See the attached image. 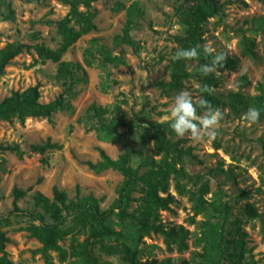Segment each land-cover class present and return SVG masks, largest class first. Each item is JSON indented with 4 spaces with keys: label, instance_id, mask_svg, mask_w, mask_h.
I'll use <instances>...</instances> for the list:
<instances>
[{
    "label": "rangeland",
    "instance_id": "obj_1",
    "mask_svg": "<svg viewBox=\"0 0 264 264\" xmlns=\"http://www.w3.org/2000/svg\"><path fill=\"white\" fill-rule=\"evenodd\" d=\"M215 1L221 5L220 13L204 25L199 45L202 49L204 46L214 49L213 55L223 52L226 58L233 56L238 67L233 72L217 69L214 73L219 76V86L213 87L212 92L221 101H226L230 93L254 98L259 94L257 86L264 80V42L261 36L249 34L254 37L261 58L255 63L242 54L239 31L264 19V0ZM79 10L85 12L86 9L80 6ZM68 11L69 7L58 0H0V48L17 41L57 50L62 42L57 22L64 19ZM89 12L93 14L94 29L79 36L61 56V61L80 63L86 72L85 81L74 88L71 109L54 113L50 120L26 119L24 124L0 122V147L18 146L24 152L21 159L12 152H0V229L9 239L5 251L11 264H45L41 255L34 253L40 244L27 231L31 224L38 223L24 214L40 213L46 222H50L43 210L34 204L35 193L52 200V190L56 187L65 192L69 200H74L78 188L80 196L92 195L99 199L102 210L116 199L115 191L122 176L113 170L96 174L83 164L99 160L97 148L103 149L112 159L123 152L121 140L111 142L102 134L86 131L78 123L91 104L111 111L120 106L126 120L138 113L150 121L162 123L171 120L174 98L181 91H188L194 103L201 98L203 82L195 62L186 63L190 76L179 92L166 97L151 84L154 80H168L170 61L178 49L174 38L185 35L171 0H99L91 4ZM129 13L138 25L132 32L136 49L114 45V38L122 34ZM70 26L78 29L74 22ZM99 46L109 48L112 55H122L126 66L101 68ZM87 49L95 55L91 66L83 63ZM56 73L57 63L40 59L34 50L20 54L0 76V102L13 91L35 85H39L40 103L54 100L62 92ZM242 77L245 80H241ZM219 109L223 119L214 140L202 136L199 141H194L188 135L178 137L176 134L172 138L173 141L183 140L181 146L191 150L192 156L185 160L186 177L182 183L191 192L206 182L211 192L220 190L222 200H228L232 209L230 221H241V233L245 235L242 238L243 264H264V156L260 145V141H264V120L260 118L257 123L249 124L242 118L247 110L235 114L228 106ZM203 112L197 115H203ZM118 130L124 131L123 128ZM47 141L60 145V150H47L43 154L31 150ZM129 142L131 166L141 175L147 169L145 159H158V156L154 154L152 143L142 137L140 127L133 130ZM215 144L219 145L218 149ZM42 159H46L47 164L42 163ZM15 188L25 192L17 202L18 211L13 205ZM168 193L173 196L174 203L169 211L160 212L161 221L194 231V226L188 222L192 216L188 197L176 193L172 180ZM139 195L135 192L132 196L137 198ZM210 197L211 194L206 199ZM246 204L253 205L258 218L250 219L244 213ZM135 206L132 203L130 210ZM199 220L201 217L196 218ZM227 229L232 230L233 225H228ZM76 238L81 241L83 236L76 235ZM60 244L68 249L69 237ZM188 246L183 253L169 252L162 236L151 234L143 239L144 253L140 259L172 258L180 263L189 260L191 251H199L193 246L191 237ZM96 254L109 264H127L119 255L107 256L98 251ZM51 256L49 264H72L73 261L69 257L61 263L55 253Z\"/></svg>",
    "mask_w": 264,
    "mask_h": 264
},
{
    "label": "trees",
    "instance_id": "obj_2",
    "mask_svg": "<svg viewBox=\"0 0 264 264\" xmlns=\"http://www.w3.org/2000/svg\"><path fill=\"white\" fill-rule=\"evenodd\" d=\"M29 2L32 0H28ZM69 7L67 16L57 22V29L62 37V42L57 50H51L44 45L30 46L17 41L6 43L0 48V76L5 73L6 67L20 54L34 50L42 60L57 63L56 81L60 84L62 92L48 103H40L39 85L29 87L23 91H13L8 97L0 102V122L17 121L24 124L26 119H47L59 111L71 109L70 100L75 94L74 88L86 79V72L78 62L61 61V56L67 51L79 36L94 29L93 14L89 12L91 4L99 0H58ZM174 3V14L178 22L185 28L183 37H175L178 49H188L199 45L203 33V27L219 15L221 5L215 0H171ZM85 12H81L79 7ZM12 13V12H11ZM74 22L78 29L71 27ZM138 27L133 15L128 14L121 35L114 38V45H123L137 48L132 32ZM261 36L264 42V19H258L252 27L245 31H239V45L244 56L258 63L261 61L256 51L254 37ZM176 51V52H177ZM198 60L170 61L168 80H154L152 86L168 97L183 89L184 82L190 74L186 69L187 62H195L200 66L210 63L213 54L205 55L200 47ZM97 52L100 56V66L105 69L108 66H126L122 55H112L110 49L99 46ZM176 54V53H175ZM95 55L90 49L84 53L83 63L91 66ZM238 67L236 58L227 57L225 62L217 69L224 68L227 71H235ZM202 76V75H201ZM215 73L202 76L203 86L211 89L219 86L220 79ZM245 80L244 77L240 78ZM259 94L251 99H246L240 93H230L226 101H221L213 92L211 95L203 94L215 108L228 106L230 110L238 114L242 110L255 107L260 110V118L264 120V80L257 86ZM197 113L204 110L197 108ZM84 117L78 119L86 131L97 132L104 135L111 142L121 140L123 152L115 159L110 158L104 150L97 148L99 160L96 162L85 161L83 164L92 172L99 174L106 170H113L122 176V182L116 189V199L106 209L100 207V200L92 195L80 196L76 188V197L69 200L67 194L54 187L52 200L40 193L33 195L34 204L41 208L50 222H46L45 216L40 213H24L31 221L27 231L36 239L40 248L34 253L41 255L45 264L52 260L51 253H55L59 262H65L69 257L72 264H109L102 261L100 254L107 256L119 255L127 264H243L245 249L243 248L244 233H241L240 220L230 221L232 216L228 200H222V192L210 191L208 183L202 184L196 191L186 190L182 180L186 177L185 160L191 157L190 148L181 146L183 140L173 141L175 133L170 127L171 120L157 123L145 117L133 114L126 120L122 115L120 106L114 111L91 104ZM140 127L142 137L153 145L154 154L158 159H145L147 169L138 175L132 168V147L130 138L133 130ZM123 128L120 132L118 129ZM264 156V141H260ZM218 149L219 145L215 144ZM57 143L47 141L42 145H35L31 150L43 154L47 150H60ZM12 152L19 159L23 158L24 152L18 146L0 147V152ZM42 163L47 164L46 159ZM174 183V189L179 195H186L191 202L192 216L188 222L194 226V231H189L182 225H166L160 219V212L169 211L174 203L173 196L168 193L169 181ZM200 180V177H197ZM138 192L140 195L134 198L132 195ZM211 194L209 199L206 196ZM25 195L19 189H13L14 210H19L17 202ZM135 203L134 209L130 210L131 204ZM20 212V211H19ZM244 213L250 219L259 217L251 204H246ZM197 217L201 220L196 221ZM233 225L232 230L227 226ZM151 234L161 235L163 243L169 252L183 253L189 249L188 241L192 238L194 247L199 251H191L189 260L174 262L172 258L140 259L144 249L141 247L143 239ZM76 235H82L79 241ZM238 238H237V237ZM69 237L68 249L61 246ZM9 243L8 237L0 229V264H11L5 251ZM240 249L237 251V249Z\"/></svg>",
    "mask_w": 264,
    "mask_h": 264
},
{
    "label": "clouds",
    "instance_id": "obj_3",
    "mask_svg": "<svg viewBox=\"0 0 264 264\" xmlns=\"http://www.w3.org/2000/svg\"><path fill=\"white\" fill-rule=\"evenodd\" d=\"M200 45L188 49H180L172 57L173 61H192L198 60L200 57ZM203 52L205 55L212 54L214 49L204 46ZM226 60L223 52L215 53L212 56L210 63L200 66L199 71L202 76H209L217 71ZM201 98L193 102V98L188 91H181L174 98V103L171 108L170 127L178 137L190 136L194 141H199L202 136L214 140L217 136V129L220 126V121L223 119V114L219 108H215L208 100L203 98V94H212V89L205 85L201 87ZM197 108L203 109V115H197ZM247 123L255 124L260 119V110L255 107H250L242 117Z\"/></svg>",
    "mask_w": 264,
    "mask_h": 264
}]
</instances>
